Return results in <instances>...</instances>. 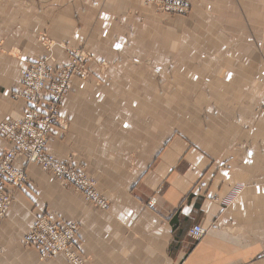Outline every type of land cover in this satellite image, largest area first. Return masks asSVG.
I'll return each instance as SVG.
<instances>
[{
    "label": "crops",
    "instance_id": "1",
    "mask_svg": "<svg viewBox=\"0 0 264 264\" xmlns=\"http://www.w3.org/2000/svg\"><path fill=\"white\" fill-rule=\"evenodd\" d=\"M140 1L116 0L98 21L83 15L76 22L57 18L47 25L49 33L80 47L86 44L100 59L101 52L117 45L119 31L111 28L123 20L137 21L121 13L136 9ZM138 8L145 13L141 4ZM197 9L193 27L213 29L206 35L208 44L237 41L214 39L217 27H240V43L258 42L256 51L227 53L225 60L236 68L225 69L220 88L214 84L219 78L209 80L207 115L193 119L197 128L184 130L178 112L151 114L156 102L161 109L183 107L178 103L181 87L153 99L147 85L119 81L116 67L110 70L112 81L103 85L75 80L61 112L64 127L53 128L48 150L94 178L108 206L87 202L71 185L20 157L16 165L26 168L29 179L20 188L8 187L14 201L0 219V264H70L61 256L42 260L27 245L25 236L41 215L77 224L76 251L84 264H264V108L258 111L264 37L247 35V28L264 23V0H203ZM12 12L0 10V122L16 120L26 110L24 100L15 96L22 88L21 61L7 50L15 48L30 59L49 54L38 41V20L25 25L23 14L15 11L10 24ZM99 19L109 23L107 28ZM143 22L147 28V13ZM194 40L199 43L201 37ZM57 57V67L68 61L64 52ZM107 58L113 62L116 57L110 53ZM170 58L192 62L199 55L166 54ZM188 67L176 68L175 74L203 75L199 66ZM141 91L144 98L136 94ZM9 148L12 144L0 135V151ZM195 225L206 230L199 240L190 233Z\"/></svg>",
    "mask_w": 264,
    "mask_h": 264
},
{
    "label": "rangeland",
    "instance_id": "2",
    "mask_svg": "<svg viewBox=\"0 0 264 264\" xmlns=\"http://www.w3.org/2000/svg\"><path fill=\"white\" fill-rule=\"evenodd\" d=\"M202 2L203 0H141L140 4L145 9V13H147V28H144L145 24L143 22L145 13L138 8L140 7V4L136 6V9H129L128 13L122 12L121 14L128 15V17L131 16L137 19V21H134L133 23L130 21V19L123 20L119 22L118 26L111 28V30L114 31L113 33H116V30L119 31L117 34H115L117 45L114 46V50L112 52L109 48L105 49L104 52H101L99 55V57H101L100 59L95 57L93 51L88 48L86 44H83L80 47L79 44L69 43L68 41L58 37L53 38L49 33V27L47 25H50V23L57 18L61 22H76L80 21L81 19H93L98 21V16L101 12L110 14V12L106 11V5H116V0H0V10L7 9V12L13 11L10 24L15 23V11L23 14L25 25L26 23H28V25H34L35 20H38L40 25V30L37 35L38 41L42 48L46 49L49 54L41 55L40 57L35 58L33 57V59L46 57L53 66L57 67V53L59 55L60 52H64L67 55L68 61L64 65L58 66L59 68L64 66L67 67V65L70 63V60H76L78 63V72L72 80L71 87L77 79L85 82H92L91 80H93V83H97L98 85H103L108 81H112L110 70L113 67L117 68L115 70L116 72L121 73V75L118 77L119 81L129 80L130 82H133V80H136V83L147 85L146 88L151 92L153 99H160L165 96H170L174 90H176L175 88L181 87L183 90L180 94V100H178V103H181L183 107H180L179 110L174 109L171 106H168L166 109H161L160 106L154 107V105L158 104V102H156L155 104L152 103L150 111L153 115H160L165 114L163 111L167 110L168 116H174L178 112L183 116L182 123L184 130H191V132H193V129L197 128L198 126L193 119L198 121V116L207 115L206 110L208 109L205 106L208 105L207 91L208 84L211 82L209 80L215 77L222 80L220 81L217 79L214 82L215 86L220 88L219 85H223L224 83L223 79L225 76L223 72L225 69L236 68L229 64L230 61L225 60L227 53L256 51L258 45V42H255V45L250 43H240V27L231 29L217 27L214 29L216 32V36L213 37L214 39L222 40L232 38L233 40L237 41L232 43L212 42V44H208L206 35H208L209 31L213 32V29H207V27H199L197 29L193 27V23L195 22L194 17H197V13L194 11L198 10L197 7ZM81 4L83 7L79 8V12L76 13V9H78ZM102 6L104 8H102ZM203 6L204 4L199 9H202ZM217 8H219V5ZM78 13L80 14L77 15ZM227 15L229 17V13H227ZM80 16H82L81 19L77 20ZM219 16L224 18L222 12L219 13ZM27 19H29V22H27ZM123 19H126V17H123ZM31 20L32 22H30ZM99 20L101 21V25L103 24L102 26L107 28L109 23L107 21L103 22L101 19ZM97 21L91 20L93 24H95ZM261 23L262 25L260 27L247 28V35L255 33L261 34L264 37V23L263 21H261ZM138 24H140V27ZM197 35L201 37V41L199 43H195L194 40V37ZM243 35H246V30ZM210 38H212V36ZM242 39H244V36H242ZM2 41L3 40H0V46L3 43ZM7 52L9 55L16 56L21 61L19 73L21 72L22 67H24L26 59L31 58L30 55H26L22 51L15 48L7 50ZM110 53L116 57L114 58L113 62L107 58ZM179 53H193L194 56L197 53L199 55V59L192 62L177 58H170L166 60V54L176 57ZM93 62L97 63L96 69L91 68V63ZM182 63H184V65H182ZM185 65H189V67L199 66V72L201 74L203 73V75L193 76L182 74L177 76V74H175V69ZM167 67L169 68L168 73L165 72V68ZM125 69L130 72V74H127V76H123L124 74H122L123 70ZM133 70L135 71V76L133 74L134 72H132ZM220 72L222 73L220 74ZM139 73L143 76V78H140L138 75ZM147 77H150L148 82ZM259 91L261 93L262 102L259 104L258 111L264 108V84L262 85V88H259ZM69 93L60 105L59 122L62 119V108L69 98ZM136 94L142 96V98H144L146 95L143 91L137 92ZM107 99H112L111 93H107ZM197 100H199V102H197ZM168 103L169 102L167 101V104ZM198 104L203 105L200 106L202 108L195 106ZM122 110L126 109L123 108ZM61 127L63 128V125ZM48 143L46 148L49 152ZM17 168L24 171L26 181L18 186L9 184L6 185L5 193L10 196L11 202L4 218L10 211L14 201V192H10L8 187L12 186L20 188L21 186L26 185L29 179L26 168H21L18 166ZM79 169H81L88 178L95 181L94 178L87 175L84 169ZM43 217H46L60 225L75 224L78 232V226L76 223H64L62 221L56 220L55 218L53 219L48 215L39 216L37 221ZM32 229L33 228H31V230L25 236L26 243L27 245L38 250L40 259L48 260L58 256L66 258L62 254L43 258L41 256V247L36 245L34 241L29 240L30 244L27 242V236L32 231Z\"/></svg>",
    "mask_w": 264,
    "mask_h": 264
},
{
    "label": "built area",
    "instance_id": "3",
    "mask_svg": "<svg viewBox=\"0 0 264 264\" xmlns=\"http://www.w3.org/2000/svg\"><path fill=\"white\" fill-rule=\"evenodd\" d=\"M77 70L76 60H70L67 67L59 68L46 57L26 59L20 72L22 88L15 94L24 100L26 110L20 118L0 123V135L12 144V148L0 151V219L4 218L11 202L5 193L6 185L18 186L26 181L24 171L15 164L20 157L28 163L40 165L57 180L71 185L86 201L107 208L108 201L96 189L93 179L73 163L58 159L46 148L53 128L62 126L59 122L60 105L70 91ZM76 233L75 224L60 225L43 217L28 234L27 242L31 240L40 246L43 258L62 254L70 264H84L76 251ZM190 233L199 240L206 230L195 225Z\"/></svg>",
    "mask_w": 264,
    "mask_h": 264
}]
</instances>
